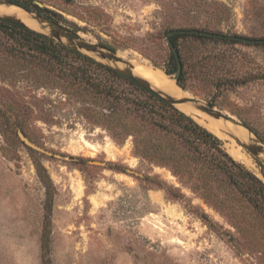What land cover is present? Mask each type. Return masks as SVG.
Here are the masks:
<instances>
[{
  "label": "rangeland",
  "instance_id": "374dc122",
  "mask_svg": "<svg viewBox=\"0 0 264 264\" xmlns=\"http://www.w3.org/2000/svg\"><path fill=\"white\" fill-rule=\"evenodd\" d=\"M31 2L132 65L163 72L170 62V29L264 37V0ZM217 4L224 5L221 17ZM178 42L187 71L183 89L244 122L264 145V78L234 87L222 83L237 73L263 74L264 45ZM62 43L69 45L65 38ZM200 58L221 69L200 68ZM23 68L0 51V264H264V217L222 178L183 159L185 149L133 112L124 108L103 116L104 101L80 97L62 80L33 82ZM3 111L21 124L11 126ZM18 128L61 157L25 146ZM108 142L114 157L105 151ZM144 144L158 145L160 152L143 151ZM242 148L259 173L239 162L262 178L264 159ZM170 156L186 172L178 174ZM37 162L54 187L47 254L45 188ZM202 212L210 223L200 218Z\"/></svg>",
  "mask_w": 264,
  "mask_h": 264
},
{
  "label": "trees",
  "instance_id": "16d2710c",
  "mask_svg": "<svg viewBox=\"0 0 264 264\" xmlns=\"http://www.w3.org/2000/svg\"><path fill=\"white\" fill-rule=\"evenodd\" d=\"M9 1L28 11L44 14L51 19L57 15L55 12L31 2V0ZM218 7L221 8L218 9L221 17L224 5L217 4ZM199 29L220 34L221 36L212 37L195 33L171 35L172 43L181 64L180 74L176 81L182 88H185L187 71L185 70L186 64L181 45L178 42L179 38L200 42L207 39L222 44L243 43L236 38L230 37L238 36L237 34L229 35L221 31H212L205 27ZM254 45H264V42L255 43ZM0 51L7 54L15 64L23 65L25 74L30 75L33 82L39 81L41 77L45 80L49 78L51 80H62L66 88L73 91L76 95L80 97L89 96L104 101L106 103L104 107L107 108L108 113L105 114L103 112V116L111 117V114L115 113V111L125 108L127 111H131L143 120L148 121L173 142L185 149L183 159H188L194 164L199 163L208 175L222 178L228 186L239 192L264 217V169L261 170L263 178L248 170L226 150L223 141L218 136L199 124L192 116L166 102L163 98L141 88L116 72L109 65L97 61L82 52L73 50L45 34L15 25L1 17ZM199 64L200 68L203 69L213 67L221 69L217 62L210 64L201 60V58L199 59ZM176 67V58L171 52L170 62L164 68V71L167 74H175ZM261 78H264V73L260 74V76L259 74L237 73L229 78H223L222 83H226L229 87H234ZM119 85L126 86L124 88L119 87ZM4 113L6 121L11 126L21 124L20 122L11 121V117L6 112ZM151 148L153 147H150L149 144L142 145L143 151L150 154L154 151L160 152L158 145L152 151L150 150ZM169 159L178 174L186 172L183 169L184 165L179 164V159H176V162L174 156H170ZM35 169L45 188V229L42 247L47 254L48 226L52 211L54 187L49 174L40 162L35 164ZM198 185L192 184L191 188L202 190L203 187ZM200 218L206 223L211 222L204 212L200 213ZM46 262L48 263V259Z\"/></svg>",
  "mask_w": 264,
  "mask_h": 264
},
{
  "label": "water",
  "instance_id": "95a60500",
  "mask_svg": "<svg viewBox=\"0 0 264 264\" xmlns=\"http://www.w3.org/2000/svg\"><path fill=\"white\" fill-rule=\"evenodd\" d=\"M0 4H9V5L18 6L9 0H0ZM37 5L40 7L42 6L41 3H39V2H37ZM18 7L21 8L22 10H24L25 12L32 14L34 19H37L39 21L44 22L46 24V26L49 28V33H42V32H39V33L45 34L54 40L56 39V41H58L60 43H62V38H65L69 44L67 46H69L73 50H77L79 52L84 50L86 52H97V53H99V56L101 59H106L107 61H110L113 64V66H111L109 64H107V65L112 67L116 72H118L119 74H121L122 76L127 78L128 80L132 81L133 83L137 84L141 88L163 98L166 102H168L174 106L177 103L189 101V102H192L196 106L197 109H199L202 112L207 113L208 115H210L216 119L221 118L225 121L232 122L236 126H240V127L244 128L247 132V135H248V136L246 135L247 142H243L239 138L233 137L236 140V142L238 144H240L242 147L246 148L251 154H253L255 156H259L262 152H264V145H263V143H261L256 138L257 137L256 134L244 122L240 121L239 119L232 116L231 114L224 113L220 110H217L210 103H202L198 98H195L193 96H185V97H181V98H175L169 94H166V93H163L161 91L156 90L147 80H145L144 78L139 77L133 73L132 64L129 61L123 60V58L119 57L116 53H114L112 50L108 49L106 46L99 44V43H96V42H92L90 40H86L80 34L72 31L68 27L58 23L57 21H55L51 18H48L46 16L41 15L40 13H33L31 11L24 9L21 6H18ZM0 17L4 20L10 22V23L15 24V25L29 28L19 18L15 17V16L0 15ZM29 29H31V28H29ZM36 32H38V31H36ZM177 33H195V34H202V35L212 36V37L221 36V35L210 32V31L197 29V28H176V29L169 30L166 33L165 38H166V41L168 43V46H169L171 52L173 53V55L176 58L177 67H176V72H175L174 76H171V75L167 74L166 72H164V73L166 75L171 76L174 79L176 85L179 88H181L182 90H184L180 85H178V83L176 81L179 74H180L181 64H180V61L178 58L177 51H176V49L172 43L171 35L177 34ZM230 37L236 38L238 40L248 42V43L264 42V38H253L252 39V38H247V37H242V36H230ZM88 56L91 57V55H89V54H88ZM115 62H122L125 64V66L120 68L114 64ZM16 133H17L19 140L25 146H27L31 149H34L36 151L45 153V154L50 155V156L61 157V155L55 154V153L39 146L35 142H33L28 136H26V134L20 128L17 129Z\"/></svg>",
  "mask_w": 264,
  "mask_h": 264
},
{
  "label": "bare ground",
  "instance_id": "6f19581e",
  "mask_svg": "<svg viewBox=\"0 0 264 264\" xmlns=\"http://www.w3.org/2000/svg\"><path fill=\"white\" fill-rule=\"evenodd\" d=\"M0 15H11L19 18L26 26L32 30L49 33V28L42 21L34 19L32 14H29L15 5L0 4ZM89 55L93 56L98 60L107 61L106 59H101L99 53L88 52ZM110 62V61H108ZM116 66L122 68L118 62L114 63ZM132 71L135 75L147 80L156 90L163 93L169 94L175 98H181L185 96H191L185 90L179 88L174 79L166 75L162 70L153 68L151 66L144 65H132ZM200 100V99H199ZM202 103L204 101L200 100ZM179 110L185 112L186 114L192 116L199 124L206 127L208 130L217 135L221 140L224 141V146L226 150L238 161L248 165L250 168L258 170L256 168L255 160L253 157L246 152L233 138H239L243 142H247V132L244 128L234 125L230 121H225L223 119H216L205 112L200 111L192 102H182L175 105ZM248 136V135H247ZM251 136V135H250ZM85 145H91L88 141H84ZM105 151L110 157H114L115 153L113 151V145L108 142L105 145ZM264 159V152L260 155ZM258 172V171H257ZM259 173V172H258ZM171 176V175H170Z\"/></svg>",
  "mask_w": 264,
  "mask_h": 264
}]
</instances>
